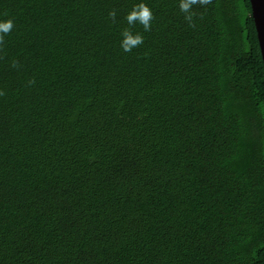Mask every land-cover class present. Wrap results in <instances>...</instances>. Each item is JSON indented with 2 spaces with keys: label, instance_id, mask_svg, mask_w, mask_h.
I'll return each instance as SVG.
<instances>
[{
  "label": "trees",
  "instance_id": "1",
  "mask_svg": "<svg viewBox=\"0 0 264 264\" xmlns=\"http://www.w3.org/2000/svg\"><path fill=\"white\" fill-rule=\"evenodd\" d=\"M141 2L151 28L134 25L144 42L124 52ZM195 13L186 21L178 0H0L15 25L0 46V264H264L250 2Z\"/></svg>",
  "mask_w": 264,
  "mask_h": 264
},
{
  "label": "clouds",
  "instance_id": "2",
  "mask_svg": "<svg viewBox=\"0 0 264 264\" xmlns=\"http://www.w3.org/2000/svg\"><path fill=\"white\" fill-rule=\"evenodd\" d=\"M209 3L210 0H178V8L180 12L184 13V19L191 23L193 16L196 14L195 9L197 7L206 8ZM108 15L115 20L116 11L112 10ZM125 20L128 27L121 31L120 48L124 52H130L144 42L142 34L134 32L132 27L138 24L143 27L145 32L149 31L153 21V13L146 4L141 2L133 6L125 16ZM14 27V21L11 18L0 19V46L3 45L5 36L10 34ZM12 66L16 67L15 62Z\"/></svg>",
  "mask_w": 264,
  "mask_h": 264
},
{
  "label": "water",
  "instance_id": "3",
  "mask_svg": "<svg viewBox=\"0 0 264 264\" xmlns=\"http://www.w3.org/2000/svg\"><path fill=\"white\" fill-rule=\"evenodd\" d=\"M258 46L264 68V0H249Z\"/></svg>",
  "mask_w": 264,
  "mask_h": 264
}]
</instances>
